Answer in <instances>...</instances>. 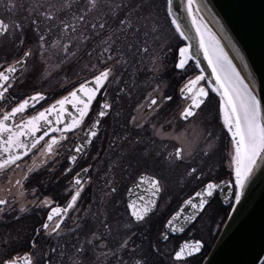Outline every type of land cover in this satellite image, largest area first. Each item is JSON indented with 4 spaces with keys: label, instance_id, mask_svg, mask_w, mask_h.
Masks as SVG:
<instances>
[{
    "label": "flooded vegetation",
    "instance_id": "obj_1",
    "mask_svg": "<svg viewBox=\"0 0 264 264\" xmlns=\"http://www.w3.org/2000/svg\"><path fill=\"white\" fill-rule=\"evenodd\" d=\"M173 60L174 71L155 86L128 78L118 88L107 87V77L74 130L52 145L57 135L44 136L19 160L0 168V264L201 263L236 199L230 140L209 88L195 113L182 116L199 90L180 95V87L195 74L191 62L181 71ZM27 61L0 86V122L34 93L18 97L13 86ZM98 73L79 77L75 85ZM55 97L46 93L42 101H31L12 124L35 115ZM103 102L108 111L88 135ZM142 175L147 178L130 190ZM207 183L222 184L182 232L166 231L171 214ZM178 191H183L179 198ZM182 241L192 243L188 251L193 253L175 258Z\"/></svg>",
    "mask_w": 264,
    "mask_h": 264
},
{
    "label": "water",
    "instance_id": "obj_2",
    "mask_svg": "<svg viewBox=\"0 0 264 264\" xmlns=\"http://www.w3.org/2000/svg\"><path fill=\"white\" fill-rule=\"evenodd\" d=\"M166 12L184 42L177 49L176 69L191 60L200 74L180 88L183 98L193 88L199 90L182 116L195 113L209 88L218 97L220 119L232 145L236 199L201 264H260L264 259V0H166ZM7 29V22L0 18V37ZM27 58L28 53H24L0 71V86L24 66ZM108 73L107 68L101 70L14 125L17 112L31 101H42L45 95L36 92L21 100L0 122V168L19 160L44 136L57 135L52 145L74 130L89 111ZM202 80L205 85H199ZM107 111L108 104L103 102L86 131L88 135L94 133ZM79 149L77 145L73 156ZM145 177L140 176L130 190H135ZM221 184L207 183L186 198L166 221V231L182 232ZM156 197L147 208L153 207ZM130 208L136 217L133 206ZM190 244L182 241L174 257L191 255Z\"/></svg>",
    "mask_w": 264,
    "mask_h": 264
},
{
    "label": "trees",
    "instance_id": "obj_3",
    "mask_svg": "<svg viewBox=\"0 0 264 264\" xmlns=\"http://www.w3.org/2000/svg\"><path fill=\"white\" fill-rule=\"evenodd\" d=\"M2 1L0 17L10 24V30L13 28L12 40L16 45L27 42L46 53L51 46L61 45L62 52L57 59L63 62L62 69L67 72H75L81 62H90V56L96 54L113 57L123 51L136 62L137 51L143 52L145 48L146 29L155 30L152 17L148 25L142 19L144 7L151 2L148 0H79L80 9L78 0H71L68 6H62L61 0L55 3L52 0ZM160 1L165 10V0ZM56 4L58 10H49ZM179 41L180 46L183 42ZM168 70L174 71L173 66L169 65Z\"/></svg>",
    "mask_w": 264,
    "mask_h": 264
},
{
    "label": "rangeland",
    "instance_id": "obj_4",
    "mask_svg": "<svg viewBox=\"0 0 264 264\" xmlns=\"http://www.w3.org/2000/svg\"><path fill=\"white\" fill-rule=\"evenodd\" d=\"M70 1L71 0H61V5L68 6ZM148 1L151 2L144 7L142 19L144 23L148 25L151 23H148V20L152 17L155 30L146 29L148 32H146L147 41L144 44L145 48H143V52L140 50L137 51L136 56L138 57L136 62H132L131 56L123 51L117 52L113 57H107L104 54H96L93 57L90 56V62H81V65L75 68V72L71 70L73 72L69 71V73L65 69H62L63 62H59L57 59V55L62 52L61 45L57 47L51 46V49L53 48L54 50L51 52L50 49L48 53H46L44 49H36L35 46L27 42H23L18 46L15 41H13L15 37V35L12 34L14 33L13 28L11 27L10 30L9 27L7 33L0 40V66L6 65L20 57L25 51L30 52L25 67L20 71V74L13 84L16 88L18 97L39 91L44 94L47 93L53 98L57 96V94L66 92L79 77L90 76L106 68L109 69L108 76L110 78L107 87L113 86L114 88H118L122 86L124 84L123 81L128 78H133L135 81L144 80L146 86H155L156 82H159L161 76H164L168 71V66L173 64L174 61L172 60L176 58V50L179 48L180 38L168 18L166 7L165 10L164 7L162 9L161 1ZM2 2L3 1L0 0L1 5ZM55 2V0H52V3ZM156 2L161 5V9L160 5H157ZM53 6L55 8L49 10L59 9L58 4ZM163 12H166V15L165 13L163 14ZM164 16L165 18L167 17L168 20L167 18L165 19ZM35 52L37 54H35ZM192 67L194 68L193 65ZM194 69V74L196 75L197 70L196 68ZM183 70L184 69L181 71ZM188 70L189 69H187V71ZM125 73L129 75L124 78ZM179 74H181V72H179ZM196 76L200 77V74ZM194 140H199L197 131L194 132ZM193 147L195 146L193 145ZM230 150L232 155V147ZM182 193L183 191H178L177 198L181 197L183 195Z\"/></svg>",
    "mask_w": 264,
    "mask_h": 264
}]
</instances>
